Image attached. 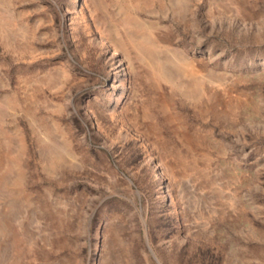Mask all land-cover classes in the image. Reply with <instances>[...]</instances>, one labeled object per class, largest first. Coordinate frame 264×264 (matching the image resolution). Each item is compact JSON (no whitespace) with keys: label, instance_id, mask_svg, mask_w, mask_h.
Masks as SVG:
<instances>
[{"label":"rangeland","instance_id":"obj_1","mask_svg":"<svg viewBox=\"0 0 264 264\" xmlns=\"http://www.w3.org/2000/svg\"><path fill=\"white\" fill-rule=\"evenodd\" d=\"M0 264H264V0H0Z\"/></svg>","mask_w":264,"mask_h":264},{"label":"bare ground","instance_id":"obj_2","mask_svg":"<svg viewBox=\"0 0 264 264\" xmlns=\"http://www.w3.org/2000/svg\"><path fill=\"white\" fill-rule=\"evenodd\" d=\"M185 69L189 72H193L195 68L191 63H189L185 65Z\"/></svg>","mask_w":264,"mask_h":264}]
</instances>
